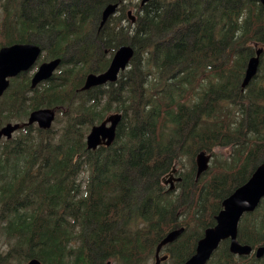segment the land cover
<instances>
[{
	"label": "trees",
	"instance_id": "16d2710c",
	"mask_svg": "<svg viewBox=\"0 0 264 264\" xmlns=\"http://www.w3.org/2000/svg\"><path fill=\"white\" fill-rule=\"evenodd\" d=\"M118 13L99 30L109 3ZM133 23L126 0H0V48L38 43L61 57L48 81L11 79L0 98V127L32 110L57 111L50 129L21 127L0 141V264H148L158 244L183 264L223 201L264 162V53L243 89L249 59L264 47V6L255 0H149ZM135 48L114 83L82 91L89 72L105 71L119 46ZM123 117L115 142L87 148L91 126ZM59 123L60 126L58 125ZM218 147L231 150L217 156ZM214 155L197 178V157ZM182 176L178 190L164 183ZM238 240H223L207 264H264V199L246 213Z\"/></svg>",
	"mask_w": 264,
	"mask_h": 264
},
{
	"label": "water",
	"instance_id": "95a60500",
	"mask_svg": "<svg viewBox=\"0 0 264 264\" xmlns=\"http://www.w3.org/2000/svg\"><path fill=\"white\" fill-rule=\"evenodd\" d=\"M149 0H142L144 5ZM264 6V0H255ZM119 3H109L103 8L101 26H104L111 16L117 14ZM129 17L134 23L136 15L129 10ZM44 50L42 46L34 42H18L5 45L0 48V97L4 95L11 84V78L21 75L23 72L33 70ZM263 48L256 51L246 68L243 89L255 78L259 71ZM135 55L132 45L124 44L115 51L108 68L100 73L90 72L86 75L82 91L94 87L114 83L118 80L121 71L127 69ZM62 63V58L43 61L39 64L31 78V87L35 88L40 83L49 80ZM56 110L43 107L32 110L28 121L25 123L9 122L0 127V141L2 138L11 139L21 127L37 124L41 129H50L56 119ZM123 115L120 112L109 114L102 122L93 124L86 136L87 148L96 150L99 146L112 145L117 137V129ZM210 166V156L201 152L197 157V172L200 177ZM180 181V178H177ZM167 183V181H165ZM174 189V187H171ZM264 199V162L259 164L251 177L243 185L238 187L231 195L223 201V209L216 217V224L206 229L204 236L199 240L196 252L183 264H207L214 252L223 240L230 239V251L243 256L250 255L253 248L249 244L238 241V227L242 217L246 213L255 211ZM184 228L170 232L157 246L156 263L168 258L167 255L160 257L162 248L177 240ZM257 258L264 257V246L256 249ZM25 264H41L38 258H32ZM107 264H110L108 262Z\"/></svg>",
	"mask_w": 264,
	"mask_h": 264
},
{
	"label": "rangeland",
	"instance_id": "374dc122",
	"mask_svg": "<svg viewBox=\"0 0 264 264\" xmlns=\"http://www.w3.org/2000/svg\"><path fill=\"white\" fill-rule=\"evenodd\" d=\"M126 2L129 4V9L128 10H132L134 13L137 12V9L138 7L135 5L136 3L140 2V0H126ZM1 19H2V12H0V23H1ZM2 41V38L0 37V43ZM44 53L42 54V56L40 57L39 61L37 62L36 66L34 67L33 71L31 72H28L29 75H32L33 72L37 69V66L38 64L42 61V60H45L44 59ZM12 121H15V120H12ZM61 123H59L58 125L60 126ZM230 149L227 150V148H224V147H218V148H215L214 149V153L217 155V156H221V155H229L230 154ZM210 156V165L212 163V160L214 158V155H211L210 154H207ZM180 175V174H179ZM178 177L177 174H168L165 176V181H167L166 185L168 187H174V191H177L178 190V187H177V180L176 178ZM8 249V246L6 245V243L3 241V239L0 237V253H5ZM168 253L167 252H164L162 251L161 252V255H167ZM148 264H154L155 262V259H149L148 260ZM14 264H18V262H14ZM24 264V262L22 263Z\"/></svg>",
	"mask_w": 264,
	"mask_h": 264
},
{
	"label": "flooded vegetation",
	"instance_id": "af4514ba",
	"mask_svg": "<svg viewBox=\"0 0 264 264\" xmlns=\"http://www.w3.org/2000/svg\"><path fill=\"white\" fill-rule=\"evenodd\" d=\"M140 5H141V2H140ZM144 5H145V4H144ZM144 5H143V6H144ZM101 15H102V14H101ZM101 19H102V16L98 17V21H97L98 24H97V25H98V29H99V30L103 27V26H101ZM89 73H90V72H89ZM33 126H34V125H33ZM169 244H171V243H169ZM169 244H168V245H169ZM166 246H167V245H166ZM166 246H165V247H166ZM165 247L162 249V251L168 253V254H167V255H168V258L165 259V260H162L160 264H164L165 262L169 261V259L171 258V257H170V256H171L170 251L167 250V249H165ZM162 251H161V252H162ZM155 254H156V251H155ZM161 256H164V255H161ZM154 258H155V255H154ZM24 264H25V263H24Z\"/></svg>",
	"mask_w": 264,
	"mask_h": 264
},
{
	"label": "bare ground",
	"instance_id": "6f19581e",
	"mask_svg": "<svg viewBox=\"0 0 264 264\" xmlns=\"http://www.w3.org/2000/svg\"><path fill=\"white\" fill-rule=\"evenodd\" d=\"M102 14H103V11H102ZM102 16V15H101ZM101 21H102V19H101ZM209 170V169H208ZM208 170H206L205 172H207ZM204 172V173H205ZM178 177L180 178V181H182V176L181 175H178ZM201 177V176H200ZM200 177H198V172H197V178H200Z\"/></svg>",
	"mask_w": 264,
	"mask_h": 264
}]
</instances>
